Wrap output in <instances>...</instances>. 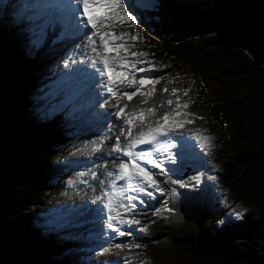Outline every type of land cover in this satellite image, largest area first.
I'll return each mask as SVG.
<instances>
[{"label": "trees", "instance_id": "obj_1", "mask_svg": "<svg viewBox=\"0 0 264 264\" xmlns=\"http://www.w3.org/2000/svg\"><path fill=\"white\" fill-rule=\"evenodd\" d=\"M218 9L226 22L232 17L246 21L245 33L264 32V21L249 14L243 1L222 0ZM240 40H232L227 46L218 45L212 51H202L208 57L200 62L199 49L192 41L169 51L170 56L193 59L191 70L198 74L200 67H208L204 78L210 80V92L220 100L219 104L211 106V113L216 111L217 123L222 120L227 123V143L233 142L225 156L230 162L223 172V185L232 192V200L228 206L224 203L219 207L211 217L210 231L218 234L213 242L205 243L203 236H198L192 254L176 249L161 252L164 249H160L161 253H153L159 264H178V260L181 264H216L215 261L219 264H264V46L253 36L247 42ZM11 45L19 56L22 50ZM1 67L0 264H65L67 247L50 243L42 234L47 224L44 219L39 224V212L34 208L53 195L49 164L63 154L72 129L61 120L42 119L36 117V113L31 116L33 109L30 107L29 111L28 104H23L25 110H15L17 90L27 86L30 91L31 86L36 85L41 68L29 66L23 76L24 82L17 87L10 82L14 66H9L6 72ZM235 207H245L247 211L245 218H239H243L239 222L245 224V235L238 239L221 238L225 228H217L223 221L225 226ZM28 220L30 224H26Z\"/></svg>", "mask_w": 264, "mask_h": 264}, {"label": "rangeland", "instance_id": "obj_2", "mask_svg": "<svg viewBox=\"0 0 264 264\" xmlns=\"http://www.w3.org/2000/svg\"><path fill=\"white\" fill-rule=\"evenodd\" d=\"M243 1L247 6V11L249 14L256 15V11H259V9H262L264 5L263 2L260 0H240ZM170 5L173 8H176L181 13L189 16L194 20L197 25L205 27L206 29L210 30V34L205 35L203 37H196L195 40H193V43H196V46L199 49V59L198 62L205 60L208 55L205 54L202 51H212L218 45H229L232 40H239L242 42H247L249 40L250 36H253V38H256L263 46H264V32L262 33H256L255 31H250L245 33V29L247 26L245 24L246 21L237 20L236 18H231L230 22H226V20L222 17L221 13L219 12V9L216 5H214L211 0H170ZM11 6L14 1L10 2ZM203 3H210L211 6H209L206 9L196 11L199 12V14H194V7H199L200 5H203ZM6 4L2 5L5 6ZM18 5V4H17ZM126 7L131 15H133L136 18V24L134 26L132 25H124V26H117L114 28V30L119 31L120 33H128L131 36H139V39L137 41H131L130 39L127 40V43H131L134 45L135 49L142 50L144 53L147 54L145 56L144 65L147 68H150L151 70L162 72L161 76L162 78V85L157 88L156 98L152 101V104L148 106L149 108H153L155 110L154 115H150L151 119H154V122H157L158 119L161 117H157L156 111L161 110L160 112L164 113L168 109V113H174L178 108L173 104V102H178L177 97H182V94L180 95L175 94L172 92L173 86L180 88L182 92L184 89H187L191 91V96L195 97L194 103H191V101L183 102L184 104H189L190 107H194V105H198V109H195L196 113L199 114V111L201 113H206L209 117L211 114V106L214 104L212 98L205 97V94L203 95V88L200 84V77H196L195 79L193 76L188 77L185 76V79L181 81V79L177 78V75L185 72L186 75V69L190 68L192 66L193 59L190 57H183V56H170L169 54V48H174L180 43H192L190 39L187 37L184 39V36L182 34L181 37L173 36V32H175V29H173L172 25L169 24H163L162 22L156 21L152 18H149V16L145 14H139L133 9H131L129 5V0H126ZM240 8V7H239ZM12 10L13 12L15 9L11 7L10 9L5 10V13L7 14L6 20H9L14 25L10 26V35H12L13 40V47H20L23 49L21 53H19V56L22 61H24V57H31L35 54H38L41 52V48L39 49L38 46H41L42 41L36 40L37 36L32 37V33H35L36 31L32 28L30 23L28 24V20L26 18V14L24 12L20 13V17H18V20L11 19L9 17V12ZM23 12V11H20ZM24 15V16H22ZM256 18H260L262 21H264V13H261L260 15L255 16ZM21 21V24L19 23ZM19 23V24H18ZM28 26V27H27ZM31 30V31H30ZM36 34V33H35ZM37 35V34H36ZM258 36H262V39L259 40ZM166 36H170V39H165ZM55 39V38H53ZM184 39V40H183ZM183 40V41H182ZM209 41H216V42H209ZM218 42H221L220 44ZM1 45V44H0ZM54 45V44H53ZM62 45V44H59ZM63 46V45H62ZM45 47V46H44ZM65 46H63L64 48ZM49 50V51H48ZM27 52V53H24ZM48 51V54H46V58H44V62L41 65L40 74L38 75L37 79L35 80L37 91L35 94L32 95L31 98L29 92L23 88L21 90H17V99H16V106L15 110H23L22 105L28 104L31 106H38V112L42 115L50 112L52 115L50 117V120L53 122H58L61 120L65 124L69 122L70 114L68 111H63V108L60 107V105H56V107L50 103V101L53 99L52 95H48V86L46 85L48 82H50L49 77H45L48 72H51L57 76L63 74V66L60 69H57V66L61 65L62 57L61 53H56L57 56H55V51L51 49V47H46V52ZM169 55H168V54ZM24 56V57H23ZM52 57H54L53 61H56L57 64L53 65L52 69H46V62H48ZM53 59V58H52ZM74 62L79 66L80 59L76 57V53L73 57ZM31 62L22 64V66H28ZM65 64H67V61H65ZM82 66V65H81ZM84 67V66H82ZM15 66L13 67L14 71ZM88 68V66H86ZM203 68V67H201ZM162 70V71H161ZM198 71L203 72L204 74L207 73L208 67H204V69H199ZM6 72V69L4 70ZM190 74V73H189ZM173 76L176 81L179 83L175 84L173 83ZM17 77V75H16ZM205 85H212L210 80H206L204 77H202ZM19 82H22L21 79L18 78ZM48 81V82H47ZM47 82V83H45ZM169 83H172L171 85H168ZM21 84H16L17 87H19ZM177 85V86H176ZM33 88H30L31 90ZM167 89V91H165ZM165 92V95L161 98L159 96ZM172 94V104L166 103V98ZM22 96L24 99L19 98ZM12 98V97H11ZM156 99V100H155ZM13 104V102L11 103ZM165 104V105H164ZM168 104V105H167ZM166 107V108H164ZM165 109V110H164ZM161 113V115H162ZM202 116L196 117L195 119L199 121V126L202 130L208 131L213 138L216 140L217 147L221 145V149L224 150V145L228 146L227 139H223L224 133L222 132L225 130V123L226 122H219L217 123V119L214 117V121L209 119H201ZM150 119V120H151ZM200 119V120H199ZM96 120H98L96 118ZM208 122L212 123L213 127H211ZM70 128L73 127L71 123L68 124ZM77 127V126H76ZM66 128V126H65ZM81 139L86 140L87 134H79L78 130H73V133H70V139L71 141L70 146L66 145L68 148L67 154H62L56 158V162H51L49 165L51 166L49 170V175L52 176V185L51 189L53 192L52 196L47 197L44 199L40 205H38L36 208H34V211L39 212V219L41 223V219L46 220V228L47 230L42 233L45 235V237L50 241V243H54L57 245H64L65 249H68V255L66 256V262L65 264H81V256L85 253L83 250H80V246L83 245L82 240L75 234L72 235V237L68 234L70 230H61L59 226H61V220L58 215H51V213L55 212L56 208H62L61 205H68L73 202H81L83 200H91L92 197L86 196L88 189H91L92 192H96V188H90L93 185V181H100V174L101 171L97 169L95 172L92 173V178L90 177L89 172H87V180L83 179V177H78L75 181L71 182L69 181L72 176H75L74 170L71 172V166L75 165L72 162L70 163V160L73 158L72 154L79 153L77 151V148H73L78 141L81 144ZM115 142H117L115 140ZM84 146V145H83ZM212 146V145H211ZM82 149V146H81ZM72 151V152H70ZM92 152V148H91ZM117 152V151H116ZM218 152V151H217ZM207 153L208 158V165L204 168H202V179L196 178L193 179V183L190 186L191 189H199L198 191H193V194L188 198L187 200V210L190 211L192 209L195 210V216L192 218H187L185 225L188 223V221H191L193 224L192 227L187 228L183 227L182 225L178 227V224L173 223L169 226H164L162 223L161 226H157L154 224V219L151 217L149 213H145L142 215H136V220L139 221L135 226V230L140 233L143 238H150L153 236V240L150 242H147L148 244H140V247L134 248V252H128L125 250L122 251H114L113 253H108L102 255L101 257L96 259L95 264H108L109 261L113 258H121L123 256H133V264H144V256L152 255L153 253H156L157 251L160 252V249H164V251L161 252H168L172 251L173 249L177 248V251L182 250L187 253L183 247L184 245L180 243V239L184 236L183 234L187 233H181L184 231H192L195 233H198L199 236H203V240L205 243H211L213 242V239L216 236V233L214 231H210L209 228H206V225L211 221V217L214 215V213L219 209V207L213 206V203H225L226 206L231 204V191H227L220 182L223 181V174L221 173V169H218L217 163L219 159L222 157L223 153ZM65 155V156H64ZM67 156V157H66ZM230 162V159L228 157L224 158V162H221L222 165H228ZM118 165V164H117ZM106 167H103L105 169ZM67 172V173H66ZM100 172V173H99ZM96 175L94 176V174ZM81 175V173H80ZM106 176V174H103ZM95 178H94V177ZM90 178V179H89ZM95 179V180H94ZM163 180V178L161 179ZM194 185H196L194 187ZM204 185H208L207 187H202ZM216 189L220 192L216 193ZM230 195V196H229ZM85 202V201H84ZM208 206V210L206 211V207ZM205 207V208H204ZM239 208H233L230 213L232 216H230V222H234L233 224H240L245 226L243 223H238L237 220L240 217H243L244 214L247 212H244L241 214V216H238L234 213ZM242 211V210H241ZM210 212V213H209ZM51 218L48 217V214ZM234 214V215H233ZM223 218V216H222ZM184 221L185 218H182ZM31 220H28L26 224H30ZM210 224H208L209 226ZM216 226V224H215ZM180 229V230H179ZM192 229V230H191ZM132 230V228L128 229ZM183 230V231H182ZM228 235L230 234V230L227 229ZM64 234V235H60ZM178 237H177V236ZM190 235V233H189ZM180 238L178 239L177 243H172L174 238L173 237ZM132 237L134 235L132 234ZM246 239V238H245ZM247 241H244V246L246 245ZM132 244H136L134 240L132 241ZM172 245V249H171ZM240 250V249H239ZM160 252V253H161ZM180 257V256H179ZM167 259V258H166ZM177 259V258H176ZM152 261H156L154 257L152 258ZM182 262L178 260V264H181ZM216 264H219V261H215ZM94 264V263H93ZM157 264H159L157 262Z\"/></svg>", "mask_w": 264, "mask_h": 264}, {"label": "snow or ice", "instance_id": "obj_3", "mask_svg": "<svg viewBox=\"0 0 264 264\" xmlns=\"http://www.w3.org/2000/svg\"><path fill=\"white\" fill-rule=\"evenodd\" d=\"M77 5V11L81 20L77 23L82 24L83 28L91 29L90 34L87 36L88 45L91 47L92 52L95 54L92 59L93 66L101 65L98 67L97 71L99 74L106 78L104 87L111 96L115 97L117 95L126 96L129 100L132 99L137 93L141 92V89L145 85H152L153 87L147 91V95L151 96L155 92V85L159 82L155 79L141 78L138 81L129 80L127 77L131 75L128 69H135L136 71H144V69H136V63L143 62V58L147 56L143 52H131L130 56L134 59H129L127 55H120L121 52H128V48L134 45H127L126 41H137L139 36H131L128 33L116 34L112 31L117 26L132 25L136 24V18L131 15L126 7V0H75ZM82 7L83 11L80 12L79 8ZM86 18V19H85ZM119 41V43H116ZM112 45L115 55H109L108 49ZM138 83L140 87L136 88L134 92L120 93L119 89L131 88L134 84ZM167 91V89H165ZM178 90L173 89L172 92L176 93ZM143 94V93H142ZM187 93H185L186 95ZM179 99V97H177ZM168 104H172V101H167ZM115 115L117 118L121 117V113L124 111V107L119 106V101L116 105ZM187 108L188 105H177V108ZM147 112L149 115H154L155 110L153 108L142 109L141 112ZM170 113H165L157 121L160 124L161 121L167 122L170 118ZM181 115L180 112H175V116ZM183 115H188V113H183ZM135 113L126 114L124 117V124L128 127L127 139H129V144L126 148L121 149L119 146L120 138L117 137V144L114 151H122L123 156L127 157L126 161H121L118 165L117 173L115 179L110 182L109 188L111 191H105L104 197L106 201L104 203V208L108 211L109 217V228H113L112 221L118 224L124 223H139L135 219L125 220L121 218V212L119 209H124L125 212H131L134 210L135 205L132 203H125L124 201H132L137 199L135 196L128 195L129 192H140L146 193L152 196L153 193L147 191L148 189H155L156 191H161L158 182L154 178V175L150 172L149 168L144 165V161H147V165L151 168L161 169L163 174V168L159 162L152 158L150 152H136L134 149L138 145L151 144L157 140L159 136H167L169 133L175 131V128L165 127L162 124L157 127H153L151 124L147 126L146 130H141L137 135L133 136L132 129L136 126L133 117ZM174 119V116H172ZM190 122V121H188ZM143 123V120H141ZM123 132V129L121 130ZM204 139H209L205 137ZM171 147H175V144L164 145V149L167 150ZM95 150V149H94ZM172 160L173 157H169ZM112 175V173H109ZM127 181L124 186H118V181ZM177 181H173L176 183ZM114 213V214H113ZM124 235V233H120ZM116 248H133L140 247L137 244H116ZM105 252L108 249L104 250Z\"/></svg>", "mask_w": 264, "mask_h": 264}, {"label": "bare ground", "instance_id": "obj_4", "mask_svg": "<svg viewBox=\"0 0 264 264\" xmlns=\"http://www.w3.org/2000/svg\"><path fill=\"white\" fill-rule=\"evenodd\" d=\"M170 2H169V0H160V4L161 5H163V10H165V11H168L169 10V7H170V4H169ZM263 5H264V3H262ZM80 8H82V7H80ZM134 11H136L135 9H133ZM163 10H162V6H161V9H160V11L158 12V14H153V13H150V15L152 16V18L154 19V20H156V21H159V22H162L163 24H167L168 22H167V20L162 16V14H163ZM11 16V15H10ZM22 16H24V15H22ZM20 17V16H19ZM58 21H60V20H58ZM19 23L21 24V21H19ZM18 23V24H19ZM28 24H29V21H28ZM187 24H183L181 27H179V26H177V27H173V29H175V32H173L174 34H173V36H177V37H181L182 36V34L183 33H185V29L187 28ZM28 27V26H27ZM51 30H53L54 31V28H53V26L51 25V24H49L48 23V26H46L45 27V31H47V32H50ZM31 31V30H30ZM112 31L114 32V33H116V34H119L120 32L119 31H116V30H114V29H112ZM77 32H78V30H77V28H76V30H75V32H74V37H75V35L77 34ZM31 33H32V35L34 34L32 31H31ZM36 34H38V29H37V27H36V32H35ZM50 35V34H49ZM80 37V36H79ZM257 37L259 38V40H261L262 39V36L260 35V36H258L257 35ZM50 38L55 42V43H57V44H59V43H62L63 41H64V39L62 40V38H61V36L59 35V34H57L56 32H55V34H52V36L50 35ZM53 38H55V39H53ZM165 39H170V36H166L165 37ZM262 42H264V41H262ZM72 43H73V46H74V40L72 41ZM83 43H84V40H82V38H80L79 39V47H80V49H81V46H82V49L83 50H85V51H87V53H85V55L87 56L88 55V53H89V51H90V49L89 50H87L88 48H84L83 47ZM116 43H119V41H117ZM126 43H127V41H126ZM82 44V45H81ZM127 45H132L131 43H128V44H125V46H127ZM132 47H134V46H131V47H129L128 48V52L127 53H125V52H121L120 54L121 55H127V56H130V53L131 52H143L142 50H138V49H135V48H132ZM111 50H113V47L110 45L109 46V49H108V53L107 54H109V55H115L116 53H110L111 52ZM144 53V52H143ZM95 56V55H94ZM94 56H87L86 57V59L83 61V64H85V67L86 66H88V68L90 67V66H93L92 65V59L94 58ZM131 57V56H130ZM145 58V57H144ZM143 58V59H144ZM134 59V58H133ZM139 66H142L143 68L145 67V65L142 63V62H139V63H136V65H135V68L136 67H139ZM76 67H77V71L79 72V74H80V76H81V78H82V80H83V82L85 83V85L87 86V88H88V90L89 91H91V93L92 94H95V93H99V89H95V87H97V85H99L100 84V81L98 80V77H97V79H95L94 77H95V73H92V79H93V81H94V84H95V87L93 86V85H90L91 84V82H89L88 80H87V78L85 77V73H86V68L85 67H82L80 64H79V66H77V64H76ZM87 68V69H88ZM93 68V67H92ZM128 71L130 72V73H134L136 70L135 69H128ZM162 71V70H161ZM84 73V74H83ZM156 74H157V76H160L161 74H162V72H156ZM130 76V75H129ZM129 76L127 77V78H129ZM130 77H132V75L130 76ZM162 78H163V76H162ZM158 84H156L155 85V91L157 90V88L159 87V86H157ZM162 85V84H161ZM160 85V86H161ZM156 93H157V91H156ZM156 93L154 92L151 96H146V97H142L141 99L143 100V103H142V107L143 106H150L151 104H152V101L154 100V98H156ZM182 94V97H179V99L177 100L178 102H173V104L175 105V106H177L178 104L179 105H184V103L183 102H186V101H191V103H194V99H195V97L194 96H188V95H183L184 93H181ZM118 100H120V98H118ZM211 100H213V102H214V104H219V102H217V101H215L214 99H211ZM95 103H97L98 105H99V103H98V101L96 100V99H94L93 100ZM121 101V100H120ZM190 104V103H189ZM189 104H188V107L187 108H183V107H180V108H178L175 112H180L181 113V111L183 110V111H185L186 113H190V112H192L193 111V107H190L189 106ZM100 107V106H99ZM164 108H166V107H164ZM100 109L102 110V113H101V117H96V115L95 114H93V116H94V118H95V120H96V118L98 119V120H96V122H97V138L98 139H100V148H101V150H100V153H98V151L96 150V145L95 144H93V143H89V146L92 148V155L91 156H86L85 157V159H84V165H81V162L79 161V159L77 158V160H76V164L75 165H72L71 166V169H70V171L72 172L73 170H74V174H76L77 173V171L79 170L77 167H80V170H79V173H81V177H83V179H88L87 178V167H88V172H89V174H90V177L92 178V173L93 172H95L97 169H99V171H101V173H103V167H105L106 166V163H109L110 165L109 166H106V168H105V172L103 173V174H106V184H104L103 185V188L107 185V183L110 181V179L112 178V175H109V173H111L113 170H114V163L117 161V157H116V153L118 152H116V151H114V152H112L111 153V155L109 156V155H107V154H105V148L106 149H111V147H113L115 144H116V142H115V140L117 141V137H119L120 136V141H123L125 138H126V136H125V134H127V132L125 131V129H124V125L121 123V121H120V118H117L115 115H111V117L109 118V120H110V122L112 123V125L111 126H108L107 127V130H106V134H105V136H106V139H103V137H102V133H101V126H102V124H103V117H104V108H101L100 107ZM165 110V109H164ZM160 111H162V109L161 110H157L156 111V115H161V113L162 112H160ZM175 112L174 113H170V114H172V115H170V117L172 118V116H174V119L173 120H177L179 123H184V124H188V125H191V124H193L194 122H195V120L192 118V117H188V115H178V116H175ZM147 116V117H146ZM149 119H151V117H150V115L146 112L145 113V116L144 117H142L139 121L141 122V120H143V123H141V125H140V128L141 127H145V125H147V122H150V120ZM188 121H190V122H188ZM222 123L223 122H225L224 120H222L221 121ZM225 125H227V123H225ZM72 129V128H71ZM123 129V132L121 131ZM144 129V128H143ZM115 132H117V135L115 136L114 135V133ZM113 139V140H112ZM107 140H108V142H107ZM187 144L185 143V146L184 147H186V148H188V156L189 157H193L192 156V154H193V151L190 149V147L189 146H186ZM95 149V150H94ZM177 155H179V152L177 151ZM67 157V156H66ZM71 163V162H70ZM173 163V162H172ZM120 163H118V165H119ZM168 164V163H167ZM198 164V163H197ZM207 163L204 161V159L202 158L201 159V161L199 162V167H204L205 165H206ZM117 165V166H118ZM110 167V168H109ZM171 167H174V168H178V162L177 161H175V163L173 164V165H171ZM67 173V172H66ZM100 173V172H99ZM223 174V173H222ZM96 175V173L94 174V176ZM188 175H189V178L188 179H191V178H193V177H195L194 176V174L193 175H190V171H188ZM199 175V174H198ZM93 176V177H94ZM224 177V176H223ZM95 178V177H94ZM163 178V180H164V182H167L168 183V179H167V177L166 176H161V177H157L156 178V180H157V182L159 183V184H161L162 182H163V180H161ZM90 179V178H89ZM95 180V179H94ZM181 185V184H180ZM180 185H175V186H179L180 187ZM208 185H204V186H202V187H207ZM181 188H182V186H181ZM130 193H134V192H130ZM94 194H95V192H92V190L91 189H88V192H87V195L86 196H89V197H92V196H94ZM88 199V198H87ZM104 199H106L105 197H104ZM154 200H158V201H161L162 199H161V197L159 196V195H156L155 196V198H154ZM85 200H83V201H81V202H73V203H70V204H68V205H71L72 207H74L76 204L77 205H80V204H83V203H85L84 202ZM146 201H148V198H146ZM86 202H89V200H86ZM182 202V203H181ZM181 202L179 201L178 202V206H176V210H177V212H176V214H174V215H172V216H170L168 219L169 220H173V219H178V218H180V217H182V218H185V220L183 221V223H185L186 222V218H187V216H188V213H189V211L187 210V206L185 205V203H186V197H184L183 199H181ZM57 209H60V208H56V210ZM137 213H138V215L140 216V215H142V214H144L145 213V210L144 209H141V211H137ZM72 215H74L73 213H70L69 215H68V217H70V216H72ZM121 215H122V213H121ZM74 217H75V215H74ZM87 217H88V219H90V223H89V225H87L88 226V231L90 232V233H93V242L91 243V244H94L96 247H97V239H96V237H95V230H94V221H95V216L93 215V214H91V212L90 213H88L87 214ZM152 217V216H151ZM76 218V217H75ZM74 218V219H75ZM153 219H154V217H152ZM78 224V226L81 224V223H77ZM103 224H105L104 222H100V227L103 225ZM59 227H62V226H59ZM67 227V226H66ZM78 230V237L82 240V242H83V234L81 233V231L79 230V229H77ZM108 230H110V228L108 227ZM137 230H133V231H130L129 232V234H133V233H135ZM83 245H84V242H83ZM99 246V245H98ZM108 249V248H107ZM117 250L118 248H115V247H109V251L111 252V253H113L114 252V250ZM83 252L86 254V252H85V250H83ZM108 252V251H107ZM105 253V252H104ZM103 253V254H104ZM109 255H110V253H108ZM113 259H118V258H113ZM113 259H111V260H113ZM91 261H92V263H96V259L95 258H92L91 259Z\"/></svg>", "mask_w": 264, "mask_h": 264}, {"label": "water", "instance_id": "obj_5", "mask_svg": "<svg viewBox=\"0 0 264 264\" xmlns=\"http://www.w3.org/2000/svg\"><path fill=\"white\" fill-rule=\"evenodd\" d=\"M208 32L205 31L204 29L198 28V35H206ZM178 239L180 238H176L174 239L175 243H177ZM180 243H182L184 245L183 249L188 252V253H193L196 248L195 245V238L193 235H184L181 239H180ZM178 244V243H177Z\"/></svg>", "mask_w": 264, "mask_h": 264}]
</instances>
